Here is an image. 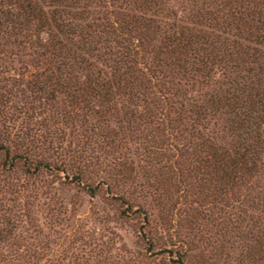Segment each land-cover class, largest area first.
<instances>
[{
    "label": "trees",
    "instance_id": "1",
    "mask_svg": "<svg viewBox=\"0 0 264 264\" xmlns=\"http://www.w3.org/2000/svg\"><path fill=\"white\" fill-rule=\"evenodd\" d=\"M0 46L19 49L23 74L33 70L26 84L45 104L65 105L57 115L100 128L116 151L134 136L148 145L158 165L152 176L177 190L169 209L159 196L155 212L107 180L86 182L78 162L63 181L92 197L110 192L122 217L139 220L149 256L227 263L241 243L240 260L264 264V0H0ZM0 154L2 174L59 171L5 141ZM136 185L141 195L152 189ZM219 204L236 220L245 214L246 226L222 217L194 232L201 214ZM18 211L0 202V264H64L19 252L36 225Z\"/></svg>",
    "mask_w": 264,
    "mask_h": 264
},
{
    "label": "rangeland",
    "instance_id": "2",
    "mask_svg": "<svg viewBox=\"0 0 264 264\" xmlns=\"http://www.w3.org/2000/svg\"><path fill=\"white\" fill-rule=\"evenodd\" d=\"M17 51L18 48L0 46V143L5 141L15 146L32 161L44 159L59 168L55 176L45 173L25 178L21 168L2 174L0 166V202L14 207L20 214L27 210L31 225H36L35 232L28 231L24 236L26 247L19 252L63 259L64 264H166L164 254L149 256L145 252L137 236L139 220L122 217L120 210L124 206L114 203L110 192L100 188L92 197L80 185L70 183V178L63 181L65 168L78 162L86 182L96 184L99 180H107L113 183L115 190L130 194L135 204H146L155 212L159 196L164 207L169 209L178 197L177 190L170 186L165 176H152L154 166L158 165L144 148L148 145L134 136L126 140L122 150L116 151L108 145L100 128L57 115L56 106L65 105L45 104L41 93L26 84L33 70L28 67L27 75L23 74V63L27 61ZM0 162H3L1 154ZM139 182L150 184L152 189L147 187L141 195L136 185ZM209 208L201 214L204 218H198L192 226L194 232L216 225L222 217L229 226L234 223L241 228L246 226L243 213L240 220H236L235 210L230 207L222 208L219 204ZM20 217L27 226L26 217ZM239 245L241 243L235 244L232 252L228 251L227 263L221 258L207 264H251L249 260H240L241 248L236 247ZM200 247L193 253L199 254ZM203 250L205 255L209 252L206 248Z\"/></svg>",
    "mask_w": 264,
    "mask_h": 264
}]
</instances>
